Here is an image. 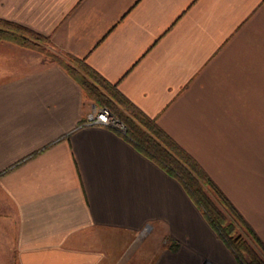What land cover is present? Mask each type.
<instances>
[{
	"label": "crops",
	"instance_id": "0c3cea01",
	"mask_svg": "<svg viewBox=\"0 0 264 264\" xmlns=\"http://www.w3.org/2000/svg\"><path fill=\"white\" fill-rule=\"evenodd\" d=\"M0 18L115 84L264 242V0H0ZM94 108L0 40V264H240L175 177L85 123Z\"/></svg>",
	"mask_w": 264,
	"mask_h": 264
},
{
	"label": "trees",
	"instance_id": "16d2710c",
	"mask_svg": "<svg viewBox=\"0 0 264 264\" xmlns=\"http://www.w3.org/2000/svg\"><path fill=\"white\" fill-rule=\"evenodd\" d=\"M0 40L37 49L48 39L16 22L0 18ZM81 86L84 96L97 108L105 107L119 120L123 137L137 150L154 160L185 188L217 236L233 252L240 264H264L245 236L264 250V242L234 208L200 165L181 148L154 119L146 115L116 87L83 59L50 54ZM245 235V236H244Z\"/></svg>",
	"mask_w": 264,
	"mask_h": 264
},
{
	"label": "built area",
	"instance_id": "2783aa9c",
	"mask_svg": "<svg viewBox=\"0 0 264 264\" xmlns=\"http://www.w3.org/2000/svg\"><path fill=\"white\" fill-rule=\"evenodd\" d=\"M112 121L113 119L105 107H96L93 109V111H91V113L88 114L85 123L110 125Z\"/></svg>",
	"mask_w": 264,
	"mask_h": 264
},
{
	"label": "rangeland",
	"instance_id": "374dc122",
	"mask_svg": "<svg viewBox=\"0 0 264 264\" xmlns=\"http://www.w3.org/2000/svg\"><path fill=\"white\" fill-rule=\"evenodd\" d=\"M42 44V42H40V47H48V43H43L44 45H41ZM50 50L48 49V48H45L44 49V51H43V53L44 52H48V53H50L49 52ZM50 54H53V53H50ZM46 55V54H45ZM47 56H49L50 57V55H47ZM93 111V110H92ZM110 125H112V126H114V127H116V128H119L120 130H123L124 129V126H123V124L119 121V120H117L116 118H114L113 119V121L111 122V124ZM245 236V235H244ZM246 237V239L249 241V243L251 244V246L256 250V252L262 257V258H264V250H262V249H260L258 246H257V244H255V242H253L252 240H251V238L250 237H248V236H245Z\"/></svg>",
	"mask_w": 264,
	"mask_h": 264
}]
</instances>
